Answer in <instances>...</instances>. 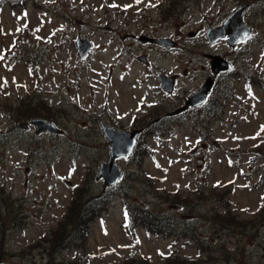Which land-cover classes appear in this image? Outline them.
<instances>
[{"label":"rangeland","instance_id":"rangeland-1","mask_svg":"<svg viewBox=\"0 0 264 264\" xmlns=\"http://www.w3.org/2000/svg\"><path fill=\"white\" fill-rule=\"evenodd\" d=\"M9 1L0 2V222L7 207L10 219L22 220L7 229L0 223V264H264V3L244 14L253 34L230 46L224 39L209 43L206 31L243 0ZM155 32L172 34L180 45L158 55L138 38ZM78 36L92 41L85 55ZM142 52L154 60L145 64ZM203 52L233 64L214 76L207 100L222 104L221 116L208 118L199 107L144 131L132 155L116 158L123 175L111 186H125L129 201L167 216L171 233H130L115 194L80 245L59 248L67 234L57 233L83 185L91 194L108 190L97 177L110 158L100 119L130 129L158 105L162 88L147 68L186 67L174 92L187 94L212 74ZM38 95L45 101L36 106L40 115L59 132L36 131L30 118L12 121L28 111L20 103ZM233 225L241 231L232 232ZM257 226L263 229L250 246L248 233ZM192 234L203 240L190 245Z\"/></svg>","mask_w":264,"mask_h":264},{"label":"trees","instance_id":"trees-1","mask_svg":"<svg viewBox=\"0 0 264 264\" xmlns=\"http://www.w3.org/2000/svg\"><path fill=\"white\" fill-rule=\"evenodd\" d=\"M246 1H251L253 3V7L254 6H258L260 3H264V0H246ZM0 2H4V0H0ZM9 3L14 6L20 3H16L14 4V1L11 0L9 1ZM181 11H175L174 16H176V14H180ZM169 14V13H168ZM170 15V14H169ZM261 36L260 39L261 41H264V28L261 27ZM34 97V96H33ZM34 103L32 101H26L23 100L20 104H22L25 108H28V111H23V114H16L14 116L13 120H19L20 118L23 119H29L32 118L34 116H39L40 113L38 111V108L36 106H42L44 105L45 101L40 97V95L34 97ZM42 100V101H41ZM210 100V99H208ZM213 100V99H211ZM210 100V101H211ZM38 103H35L37 102ZM215 104V106H214ZM205 106H207V110L206 111V116L208 118H211L212 116L215 117H220L221 116V111H222V104L216 100V103H210L206 101ZM17 110V108H16ZM38 111V112H37ZM204 112V111H203ZM41 116V115H40ZM14 122V121H13ZM162 123H156L154 125H152V127H150L151 129H155V128H160L162 125ZM155 126V128H154ZM118 183V182H116ZM115 183V184H116ZM113 184V185H115ZM111 185V186H113ZM108 186V190L105 191L103 194L100 193L99 195L97 194H91V191L89 188H87V186L83 185L84 188V193L80 195H75L74 198L71 201V205L69 206V210L67 212V215L65 217V223L64 226L59 229L57 235L62 231H66V237L60 242L61 245L59 248H63L64 246H66L69 243H73L76 245H80V243H82V241L85 240L90 227L89 224L90 222L97 217V214L104 208H106L109 203L114 201V195L115 194H119L122 198H123V202L125 205V214H124V225L127 228V230H129L130 233H135L136 229H138L139 227H144L146 229H148V231H152L155 233H159V234H170L171 231H169V218L163 214H157L154 213L153 210L148 209V207L146 206V204H137L134 201H129L128 200V191L126 190L125 186H122L121 184H117L114 187ZM81 186L77 187V192H79L78 189H80ZM174 195H178L177 193H175ZM80 198V201L79 199ZM78 201L79 205H76L73 208V205L75 204V202ZM176 203H180V201H177ZM9 207L6 208V210L8 211V217L3 219V221H1L0 223H2V226L7 229L9 227H15L18 225H21L20 220H22V216H19L17 219H13L11 216V210H8ZM225 212H228L225 211ZM219 213V212H218ZM217 213V215H218ZM74 215L73 217L71 215ZM1 216V215H0ZM65 216V215H64ZM212 218V217H211ZM221 217H216L212 218V220L220 225L221 227L223 226V223L221 221V219H219ZM11 220V223H8L7 221ZM62 223H60L61 226ZM187 227H188V223H187ZM232 232L235 231H240L237 229L236 225L232 226ZM181 231L178 230L176 231V233H180ZM188 232V229H187ZM195 236V234H193ZM58 240V239H57ZM187 262H192L186 260L185 264ZM181 264H183V262H180ZM177 264V263H175Z\"/></svg>","mask_w":264,"mask_h":264},{"label":"water","instance_id":"water-1","mask_svg":"<svg viewBox=\"0 0 264 264\" xmlns=\"http://www.w3.org/2000/svg\"><path fill=\"white\" fill-rule=\"evenodd\" d=\"M247 6L248 3L238 6L220 24L209 27L206 32L208 40L214 42L224 37L230 46H234L238 40L244 39L251 33L253 28L243 21V13ZM192 34H194V31L189 32V35ZM139 39L154 41L166 46H173L176 44L174 39L168 37H150L141 34L139 35ZM76 45L80 54L85 55L91 47L92 41L86 36H78L76 38ZM207 55L210 57L211 68L214 72L230 67V63L219 54L207 53ZM139 58L143 60L144 55H140ZM158 75L162 86L168 91L171 90L176 74L168 75L161 72ZM212 81L213 79L210 76L207 77L205 82L198 89L189 94L186 102L175 109V112L184 109L189 104L194 105L202 103L206 93L211 87ZM29 123L35 127L36 131L59 132L60 130L53 121L41 116L32 117ZM17 125L22 127L27 126L24 121L18 122ZM102 128L109 141L110 158L109 161H102L99 164L97 176L102 177L106 185H111L117 182L122 174V170L115 163V158L119 156H129L137 142V135L141 129H132L129 131L111 127L105 123H102Z\"/></svg>","mask_w":264,"mask_h":264},{"label":"flooded vegetation","instance_id":"flooded-vegetation-1","mask_svg":"<svg viewBox=\"0 0 264 264\" xmlns=\"http://www.w3.org/2000/svg\"><path fill=\"white\" fill-rule=\"evenodd\" d=\"M153 31H155V30H153ZM131 35H132V37H135L134 34H131ZM146 35H150V34H146ZM150 36H167V37H172L173 35L172 34H165V35H163V34H161L159 32L158 33L155 32V33H151ZM142 43L145 44V45H148L150 47V50L151 51H157L158 55L159 54H162V56L163 55H166V53H168L167 50H169V49L174 50L175 47H177V45L178 46L180 45L179 44V41H178V44L175 47H167V46L161 45L159 43L151 42V41H142ZM146 51H148L147 48H146L145 52ZM145 52H142L141 53L142 55H144V59L142 61L145 64H148V62L150 61V58L152 60H154V59H153V56L152 55L149 56ZM202 55L205 57V59L208 60V57L205 56V55H207L206 52H203ZM231 69H232V67H231ZM231 69H227V70H225V72H230ZM147 70H148L147 75L149 74L148 79L150 78V80L152 79V76L154 75L153 73L156 72V77L158 78L159 84H160V86L162 88L161 89V93H162L161 96H162V98H161V100L158 101L159 102L158 105H155V107L154 106H151L150 112H148L146 114H145V112H147V110L143 112V115L141 117V120H139L137 124H133L130 129H126V130L131 131L132 129H139L140 128L141 131H139V133L137 135V138L141 135V133H143L144 131L148 130L150 127H152V125H154L156 123L166 124L167 122H170L171 120L172 121H176L178 119L185 118V116H187L186 113L188 114L189 111H191L193 109H198L199 107H201L202 110L204 111V109H206V107H207V106H205L206 101L208 99H210V100L212 99L209 96L213 92V86H214V82H215V77L214 76L217 75V74H219V73H216V74L206 73L205 78H207V76H209V75L212 76L213 83H212V86H211V89H210L209 93L206 95V97L204 99V102H202L200 104H194V105L193 104L192 105L189 104L184 109L179 110L178 112H175V109L176 108L180 107L181 105H183L186 102V99H187L188 95L190 94V92H188L187 94H183L182 96H180L179 94H177V93L174 92V87H175V84H176L177 80L179 79V77L182 74L187 73V68L186 67H183L181 69L182 73H180L177 69H173V71H170V72H168L167 70H162V69H161V71L160 70H156L155 71V68L154 67L147 68ZM159 72H164L166 74L176 73V76L174 78V82H173V85H172V89L171 90L168 91V90H166L162 86V84L160 82V79H159V75H158ZM221 78H223V77H221ZM198 87H196V88H198ZM154 90H156V88ZM164 97H167V99L164 98ZM204 112L206 113V111H204ZM135 117H137V116H135ZM135 117H131L132 122L134 121ZM102 123L107 124L104 120H101L100 119L101 128H102ZM109 126H111V125H109ZM120 129H125V128H120ZM102 130H103V128H102ZM103 133H104V131H103ZM135 150H136V145L133 147V149H132L131 153L129 154V156L132 155L135 152ZM129 156H120V157H129ZM261 219H264V216H262ZM261 225L264 226V220L262 221ZM263 228H261L260 226L255 227L254 229L256 230V232H254V229H250V231H252V233L250 231L248 233V242H249V245L250 246H254V240H255V243L257 242V240H258V238H257L258 237V232L261 229H263ZM190 230H191V228H189V231ZM237 232H239V231H237ZM242 235L244 237V233ZM252 236L255 237V238H252ZM188 243L189 244H192V239H190L188 241Z\"/></svg>","mask_w":264,"mask_h":264},{"label":"snow or ice","instance_id":"snow-or-ice-1","mask_svg":"<svg viewBox=\"0 0 264 264\" xmlns=\"http://www.w3.org/2000/svg\"><path fill=\"white\" fill-rule=\"evenodd\" d=\"M137 3H139V0H137ZM112 7H116V5L113 4ZM125 7H130V6H125ZM25 15H27V14L25 13ZM17 30L19 31V29H17ZM2 59H3V55H0V60H2ZM5 83H7V82L5 81ZM0 87H2V85H0ZM262 130H264V126H262ZM257 135H259V133H258ZM157 167H160V165L157 164ZM165 171H166V170H165ZM137 243H139L138 240H137Z\"/></svg>","mask_w":264,"mask_h":264}]
</instances>
